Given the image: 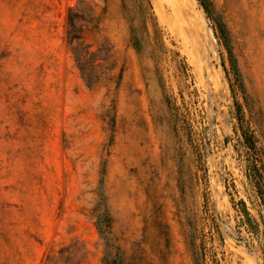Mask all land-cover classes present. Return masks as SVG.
<instances>
[{"label": "rangeland", "instance_id": "obj_1", "mask_svg": "<svg viewBox=\"0 0 264 264\" xmlns=\"http://www.w3.org/2000/svg\"><path fill=\"white\" fill-rule=\"evenodd\" d=\"M204 1L0 0V264H264V0Z\"/></svg>", "mask_w": 264, "mask_h": 264}, {"label": "trees", "instance_id": "obj_2", "mask_svg": "<svg viewBox=\"0 0 264 264\" xmlns=\"http://www.w3.org/2000/svg\"><path fill=\"white\" fill-rule=\"evenodd\" d=\"M198 1L201 3V5L204 8H206L205 1L204 0H198ZM71 13L72 12L69 11V14H68V27L69 28H73L74 27V19H73ZM74 41H76L78 43L79 38L71 39V37H70V39L68 40V44H69V46L71 48V54H72L73 59H74V61L76 63V66L79 69V71H80V73H81V75L83 77V76H85V72H86L85 71L86 70V63H87L86 57H90V53H89L88 50L85 51V52H83V51H81L78 48V46H73L72 43ZM106 226L108 227V220L106 221ZM98 230H100L99 227H98Z\"/></svg>", "mask_w": 264, "mask_h": 264}]
</instances>
